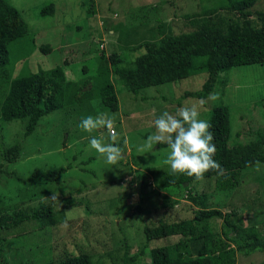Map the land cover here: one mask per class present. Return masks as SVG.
<instances>
[{"label":"rangeland","instance_id":"1","mask_svg":"<svg viewBox=\"0 0 264 264\" xmlns=\"http://www.w3.org/2000/svg\"><path fill=\"white\" fill-rule=\"evenodd\" d=\"M240 1V0H233ZM27 22L31 35L36 36L37 49L26 55V40H19L10 49V76L2 80L0 109L9 90V82L63 66L68 80L92 79L103 51L107 57L119 55L134 61L157 33L159 21L163 32L179 33L184 25L203 17L205 10L230 5V0H8ZM54 4V15L42 16L44 7ZM262 9L264 3H256ZM226 9V8H225ZM229 10V9H228ZM186 29V28H185ZM184 29V30H185ZM30 41H28V44ZM31 44V43H30ZM103 46V47H102ZM49 49V51H48ZM67 62V64H66ZM129 65V64H128ZM127 65V66H128ZM126 66V67H127ZM208 75L201 74L181 82L143 90L139 96L115 85L119 109L112 112L98 98L85 104L56 110L41 119L36 130L24 139L22 121L5 122L0 115V218L41 204L55 211L64 210L67 221L41 229L35 222L1 231L2 255L9 264H48L69 255L87 253L98 258L106 255L104 264H126L125 260L143 251L141 263L150 262V249L168 246L174 258L195 256L201 245L187 241L177 249L178 238L155 240L149 247L144 237L147 227L161 221L175 223L195 217V205L187 198V190L170 188L158 191L152 177L138 176L149 168H169L166 144L145 145L154 133V120L163 112L175 114L181 107L196 105L200 119L208 120L216 106L230 109V144L249 143L258 133L264 134V65L237 67L221 74L213 93L217 101L185 97L186 92L202 89ZM204 103H201V102ZM107 114L114 118L118 143L124 159L116 165L106 163L103 156L90 147L92 137H103L112 143L106 128L88 133L79 127L86 116ZM21 143L17 160H4L2 151ZM67 168L61 183L43 178L30 180L35 171L48 173ZM240 185L232 190H218L216 178L193 184L197 195L206 196L209 208L224 213L236 212L244 227H256L264 235V164L242 172ZM162 193L177 198L174 209L162 206ZM55 196L56 198H53ZM238 218L234 217V220ZM218 230L223 221L213 220ZM237 264H264V251L248 256L235 252ZM98 262V259H97Z\"/></svg>","mask_w":264,"mask_h":264},{"label":"trees","instance_id":"2","mask_svg":"<svg viewBox=\"0 0 264 264\" xmlns=\"http://www.w3.org/2000/svg\"><path fill=\"white\" fill-rule=\"evenodd\" d=\"M259 1L264 3V0H230V5L205 10L203 17L196 14L197 18H192V22L184 25L186 29L179 33L163 32L164 25L159 21L154 37L134 49L144 47L143 54L134 61L127 62L117 54L107 57L102 51L92 79L70 81L63 66L41 69L16 78L9 82V90L0 109L1 118L7 123H25V139L34 133L42 118L56 110L98 98L107 109L117 112L119 101L110 79L112 74L134 96H139L145 89L207 74L202 89L185 93V97L206 100L218 84H224L220 81L221 74L246 65H264V6L258 9L256 3ZM54 12L55 6L51 4L42 9L41 15L53 16ZM19 40H26L24 45L29 47L26 55L31 56L37 49L36 36L31 35L19 11L8 0H0V95L2 80L10 76L11 46ZM230 116V109L220 105L209 112L207 120L212 125L213 143L217 148L214 159L225 171L223 175L215 170L209 171L204 179L215 177L216 187L222 191L237 188L242 172L256 166L257 161L259 165L264 164V134L258 133L249 143L231 145ZM21 151L22 144L17 143L3 150L2 156L4 160L12 162L18 159ZM67 170L59 168L48 173L35 171L30 180L43 178L49 183L60 184V176ZM149 174L158 191L181 189V197L183 190H187V198L196 208L192 219L175 223L161 221L159 226L145 228L143 233L147 247L155 240L169 237L178 238L177 249L187 241H201V245L195 256L188 253L173 258L169 247L164 246L150 249L149 263H141L145 254L141 251L127 258L126 264H237L236 251L244 256L264 251V235L256 227L245 228L243 219L236 212L226 214L220 209L208 207L207 197L196 194L193 184L198 180L195 177L173 175L170 167L149 168L138 177L144 181ZM162 197L163 208L176 207L177 198L165 193H162ZM234 217L238 219L234 220ZM67 219L64 210L55 211L42 204L22 209L7 219L0 218V245L2 230L17 228L25 222H35L44 229L64 223ZM217 219L223 221L221 230L212 223ZM105 256L98 255L95 260V256L80 253L48 264H104ZM2 262L9 264L8 258L3 255ZM113 264L118 262L114 260Z\"/></svg>","mask_w":264,"mask_h":264},{"label":"clouds","instance_id":"3","mask_svg":"<svg viewBox=\"0 0 264 264\" xmlns=\"http://www.w3.org/2000/svg\"><path fill=\"white\" fill-rule=\"evenodd\" d=\"M209 100L217 101L219 93H209ZM201 103H204L203 101ZM114 118L107 114L86 116L81 119L79 127L92 133L106 128L110 132L112 143H105L103 137H92L90 147L103 156L106 163L116 165L124 159V149L116 143L118 134L114 128ZM155 131L147 137L145 145L149 148L154 145L166 144L170 150L166 163L170 166L171 174H184L203 180L205 173L217 171L224 174V169L214 159L217 152L213 143L214 134L212 125L200 119V112L196 105L178 108L175 114L163 112L154 120ZM257 170L259 161L256 162ZM53 198H56L53 196Z\"/></svg>","mask_w":264,"mask_h":264},{"label":"built area","instance_id":"4","mask_svg":"<svg viewBox=\"0 0 264 264\" xmlns=\"http://www.w3.org/2000/svg\"><path fill=\"white\" fill-rule=\"evenodd\" d=\"M103 47V46H102Z\"/></svg>","mask_w":264,"mask_h":264}]
</instances>
